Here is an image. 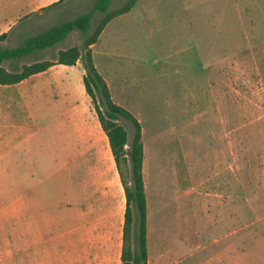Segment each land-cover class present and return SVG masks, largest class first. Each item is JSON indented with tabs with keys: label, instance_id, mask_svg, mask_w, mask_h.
Instances as JSON below:
<instances>
[{
	"label": "rangeland",
	"instance_id": "rangeland-1",
	"mask_svg": "<svg viewBox=\"0 0 264 264\" xmlns=\"http://www.w3.org/2000/svg\"><path fill=\"white\" fill-rule=\"evenodd\" d=\"M125 2L112 0L110 10ZM90 7L89 0H65L34 10L29 0H0V49ZM98 19L94 14L91 30ZM82 40L73 32L2 67L53 61ZM91 53L112 102L141 124L147 264H264V0H137L105 26ZM82 67L80 60L51 66L34 81L80 102ZM11 152L0 157V264L23 258L25 198L16 193L26 171L12 167L18 150ZM122 235L76 236L91 243L82 253L71 248V236H62L70 248L65 261L121 264ZM6 240L10 248H2Z\"/></svg>",
	"mask_w": 264,
	"mask_h": 264
},
{
	"label": "crops",
	"instance_id": "crops-1",
	"mask_svg": "<svg viewBox=\"0 0 264 264\" xmlns=\"http://www.w3.org/2000/svg\"><path fill=\"white\" fill-rule=\"evenodd\" d=\"M29 1L37 10L59 0ZM49 72L50 67L19 83L0 85V157L18 150V156H10L12 167L26 171L21 175L25 186L16 193L18 200L25 198L23 258H3L4 263L69 264L64 257L70 248L62 236H71V248L82 253L91 243L76 236L108 240L124 226V189L87 94L78 102L65 89L58 95L51 83L34 81ZM7 227L12 230L13 224ZM11 243L4 241L2 248Z\"/></svg>",
	"mask_w": 264,
	"mask_h": 264
},
{
	"label": "trees",
	"instance_id": "trees-1",
	"mask_svg": "<svg viewBox=\"0 0 264 264\" xmlns=\"http://www.w3.org/2000/svg\"><path fill=\"white\" fill-rule=\"evenodd\" d=\"M64 1L53 2L41 10L57 8ZM89 1L91 7L75 18L45 29L34 36L23 38L16 47L0 49V85L19 83L46 71L51 66H74L80 60L84 71L82 84L86 96L93 104L99 124L108 139L110 152L125 193L126 207L124 209L121 264H147L145 238L147 201L142 171L144 148L141 141V124L131 112L112 102L105 80L95 69L91 53V46L97 42L105 26L114 18L128 13L137 0H126L120 8L115 10H110L112 0ZM96 13L99 14V19L94 29L91 30V20ZM73 32H79L83 36L81 47L73 46L59 50L53 61H35L15 70H6L2 67L3 63L26 59L54 47ZM120 120L125 123H119ZM126 123H130L132 128L130 142L128 141ZM126 174L129 179L126 178Z\"/></svg>",
	"mask_w": 264,
	"mask_h": 264
}]
</instances>
